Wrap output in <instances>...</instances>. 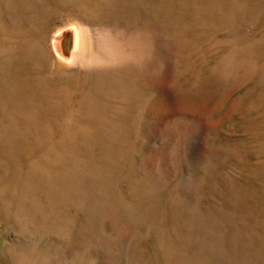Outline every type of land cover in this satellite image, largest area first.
<instances>
[{
  "label": "rangeland",
  "instance_id": "1",
  "mask_svg": "<svg viewBox=\"0 0 264 264\" xmlns=\"http://www.w3.org/2000/svg\"><path fill=\"white\" fill-rule=\"evenodd\" d=\"M0 264H264V0H0Z\"/></svg>",
  "mask_w": 264,
  "mask_h": 264
},
{
  "label": "water",
  "instance_id": "2",
  "mask_svg": "<svg viewBox=\"0 0 264 264\" xmlns=\"http://www.w3.org/2000/svg\"><path fill=\"white\" fill-rule=\"evenodd\" d=\"M74 44V30L71 27L64 29L58 41L59 52L63 58L68 59Z\"/></svg>",
  "mask_w": 264,
  "mask_h": 264
},
{
  "label": "bare ground",
  "instance_id": "3",
  "mask_svg": "<svg viewBox=\"0 0 264 264\" xmlns=\"http://www.w3.org/2000/svg\"><path fill=\"white\" fill-rule=\"evenodd\" d=\"M30 136V135H29Z\"/></svg>",
  "mask_w": 264,
  "mask_h": 264
}]
</instances>
